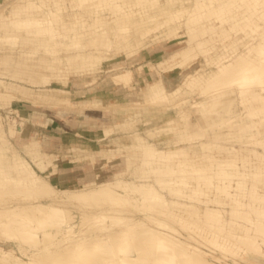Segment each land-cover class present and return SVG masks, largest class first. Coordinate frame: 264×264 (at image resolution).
<instances>
[{"label":"bare ground","instance_id":"bare-ground-1","mask_svg":"<svg viewBox=\"0 0 264 264\" xmlns=\"http://www.w3.org/2000/svg\"><path fill=\"white\" fill-rule=\"evenodd\" d=\"M53 1L0 5V54L10 55L0 64V108L20 113L12 102H26L104 113L110 119L98 133L75 130L69 140L80 153L86 138H99L105 162L120 157L124 167L79 186L53 182L58 168L41 138L0 117V138L15 136L24 153L11 149V170L0 171V264H264V0ZM95 21L101 46L110 52L121 37L134 49L131 63L147 45L178 37L179 46L135 64L149 77L142 74L140 86L129 60L107 62V81L123 89V102L103 92L73 99L72 78L101 86L94 73L106 64L72 43ZM136 31L141 37L126 40ZM73 44L75 55H61ZM177 71L168 88L164 77ZM89 73L86 84L79 76Z\"/></svg>","mask_w":264,"mask_h":264},{"label":"rangeland","instance_id":"rangeland-1","mask_svg":"<svg viewBox=\"0 0 264 264\" xmlns=\"http://www.w3.org/2000/svg\"><path fill=\"white\" fill-rule=\"evenodd\" d=\"M17 1L18 0H0V5L3 4V3H7V2H17ZM55 5H56V3L53 0H46V5H44V6L49 8V6H55ZM22 8H19V10L22 9ZM65 11L67 12V10H65ZM106 21H111V20H109V19L103 20V25L108 26L109 22L106 23ZM96 24L102 25V23H96V21L95 22H89L87 27L83 28V30L81 29L82 31L80 30L79 32H75L72 35V37H73L72 43H74V42L78 43V41L81 42V43H84L82 51H86V50L89 49L98 58H101V63L99 64L101 66L106 64L109 61H115L119 57L126 58L125 61L127 62L129 60V57H127V55L130 52H132L134 49L132 48L133 49L132 50L131 48H126V50H125L123 48L124 50H122V48L121 49H117V48L114 47V49L111 50L110 52L107 51L106 47L101 46V43H100L101 41L99 40V37H102L103 35L100 34V29L98 31V28H100V27L102 28V26L96 27ZM68 25H71V24H68ZM75 25H78V24H75ZM3 26H7V25L5 23H3ZM138 33H139V31H136L135 33H133L131 35L130 38H126V40L137 38V37H134V36H139L140 35V37H141V34H138ZM152 34L153 33H151V35ZM181 35H183V34H180L179 36H181ZM148 36H149V33L146 34L145 36H143L142 38L145 37L144 39H146ZM177 38L178 37H176V38L173 37L171 39L164 40L161 43H164V45L168 46L169 50H171V49L179 46V44H178L179 40ZM114 42H115V39H114ZM161 43H159V44H161ZM78 44L80 45V43H78ZM156 44H158V43L147 45L146 48H145V51L144 52L141 51L140 56L138 57V60H135L134 62L135 63H141L142 61H145V59L146 60L149 59L150 61L155 62L160 57H162L164 54H166L165 53L166 50L164 49V46H160V45H158V48L156 50L151 52L152 53L151 55L147 54L148 51L152 50L151 49L152 47L157 46ZM182 45L183 44H181L180 46H182ZM77 50H78V48H75L74 44H73V45L69 46L66 50L62 49L60 52L62 53L61 55H63V56H65V55H75L77 53ZM103 51H107L109 54L106 56L103 53ZM40 54L41 55H39V56L41 57V59L42 58L45 59L44 62H48L47 59L52 60L51 57L43 55L42 53H40ZM143 55H145L144 58H142ZM154 56H157V57L155 58ZM7 57L10 58V55H2V54H0V64H2L1 62L3 61V59L7 58ZM11 57H12V61L15 62V63H18L22 59L21 57H18V56H14V57L11 56ZM200 59H203V58L201 57ZM128 63H130V64H128L129 67H133L131 65V62H128ZM99 65L98 66L95 65L93 68H97V67H99ZM196 65L197 64H194L193 66H191V68L196 67ZM110 66L111 65H109V63L104 65L103 68L101 69V71H97V73H94L95 76H97V78H99V79L108 78L109 74H108V72H106V70L109 69ZM18 68H21V69H23L25 71V69L27 67L23 66V67H18ZM90 68H92V67H90ZM142 70L144 71V70H147V69L146 68L140 69L138 74H136V75H138L137 77H135L133 75V77L135 79V81L133 79L134 84L139 85V86L142 85V81H143L142 74L145 75V72H143ZM35 72L37 73V71H35ZM42 72H45V71L42 69V71H39L36 74V76L37 75L39 76L40 73H42ZM159 74L163 75L162 70L159 71ZM90 75H92V74H90V73L89 74H84V75H80L79 77L83 78V76H90ZM164 78H165V83H166L167 87L170 88V87H173V84L176 85V83L180 80V75L178 74V71H177V72H174V73H170L168 76H166ZM71 80H75V78H72ZM26 82H28V80H26ZM34 83L38 84L37 81H34ZM5 85L7 87H9V88H13V86L10 83H7ZM70 87L71 86L69 85V87H68L69 90H70ZM17 91L20 94H22V95H25V96L28 95L26 91H23V90H17ZM42 92H46V91L42 90ZM82 95H86V94L79 93L77 95H73L72 97H73V99H75V97H81ZM104 95H105V93H104ZM111 98L114 99L115 97L112 96ZM53 100H55L54 102H56V100H59V98L56 97ZM120 100H122L121 97H120ZM12 107L18 108L20 113L12 112V111L4 108V107L0 108V117H2L5 120L3 122L4 124H5V122L8 125H9L10 122H11V124L23 123V124H25V126H27V123L25 122V120H26L25 118L26 117L24 115L27 112H31L34 109L35 110L36 109H40V108L42 109V107L32 106V105H30V104H28L26 102H12ZM126 107H128V106H126ZM198 107H199V110H200L202 106L198 105ZM226 107H227L226 102H224V100H221L219 102L218 106L216 107V110L221 112ZM20 108L21 109L24 108V109L21 110ZM44 108H46V107H44ZM50 108L49 107L46 108V110L48 111L47 115H46L47 118L54 119L55 120L54 122H56L57 118H53L55 115L53 116L52 112H55L57 110L58 114H56V116L59 117L60 119H64V118L66 119V120H62V123H63L64 127L62 128L61 125L59 127V129L62 130V131H59V132L63 133L64 141H65V144H66V150H65L66 154L61 159L62 161L60 163V166L66 168L67 171L62 173V175L65 176V178H62V180H66L65 182H70V183H73V184L76 183V185L77 184L80 185L82 182L89 181L91 179H94L96 181H100L102 179H107V178L111 177L115 171H119V170H121L124 167L123 166V161L121 159L118 160L120 157L117 159V157L114 156V157L110 158L111 162H105L107 160V157H106L107 155H106V152H105V143H104V141L100 140L99 138H97V139L86 138V139H88L87 145L82 147V149L80 150V153H76L75 143H72L73 142L72 140H75V139L71 138L72 140H69V136L72 135V133H75V130H82L83 132H85V134H93V133H98L100 131V129H95V130L88 129L87 130V129H84V127H81V126L76 128V126H75V117H76V115H75L74 112H77V111H73L71 113H66L64 111H61V109H58V108H52V107H50ZM48 109H50L52 111H49ZM61 113H64L65 115L62 116ZM169 113H171V111H169ZM84 117H85V115H84ZM112 121H113V119H111V122ZM49 122L51 123V124L47 125L49 129L51 128V126L52 127H56L59 124L57 122L52 124V120H50ZM188 122L193 124L194 123V118H188ZM143 128H144V125L141 122H138L136 129H138L139 131L141 130L142 134L144 133L143 132V130H144ZM56 130H58V129L56 128ZM64 130H65V132H64ZM5 132H6L5 134H7V131H5ZM29 133H30V131H29ZM161 134L163 136L165 135V133H163V132ZM162 135H161V138H162ZM31 136L37 137L34 134H31ZM113 136H117V135H112V137ZM5 137L6 138H2V136H1V138L3 140L0 138V144L1 143L3 144V147L0 150V171L11 170L10 166H11L12 163L10 161V156H11V153H13V152H11V153L9 152L11 149L15 150V152L23 153V151H22L23 147L21 145H19L18 142H20V141H17L15 136H13V137L5 136ZM8 141H9V143H11V145L8 143ZM242 141L243 140H238V142H236V144H238V146H241V144H242L241 142ZM117 142H118V146L120 147L119 149L123 150L122 148L126 144H121L120 142L124 143V141L122 140V141H117ZM162 142H163V140H162ZM162 142H160V143L162 144ZM240 149H245V148L241 146ZM49 153H51V155L54 158V164H57V162H59V161L56 162V159H57L56 154H54L53 152H49ZM3 154H5V156ZM84 154H87V156L83 160L81 159L80 162H77V163L75 162L76 164L73 162L76 166L78 165V166L82 167V169L81 168H71V163H68L67 160L70 158L73 161L74 157L82 156ZM25 158L27 159L28 156L25 155ZM38 159L39 158L36 157L35 160H32L29 157L26 161L29 162L31 165L36 166L37 164H35V161H38ZM48 168H50V167H48ZM85 168H87V169L85 170ZM52 171L55 172L54 169ZM96 171H98V173L95 174ZM50 180H52L53 182L54 181L57 182V180L53 176L51 177ZM79 185H77V186H79ZM52 191L55 192V190H52Z\"/></svg>","mask_w":264,"mask_h":264},{"label":"crops","instance_id":"crops-1","mask_svg":"<svg viewBox=\"0 0 264 264\" xmlns=\"http://www.w3.org/2000/svg\"><path fill=\"white\" fill-rule=\"evenodd\" d=\"M118 25H121L119 22L117 23ZM126 44H129L128 42H124L123 39H121V37H116L115 38V42H114V47L117 48V49H121L124 50V46ZM158 48V46H154L152 47V50L151 51H148L147 54H152L151 52H153L154 50H156ZM164 49L167 50L168 49V46L164 45ZM145 55H143L142 58H144ZM135 60H133V63H131V65L133 67H131L132 69H134V76L137 77L138 74L136 71H135V68H136V65L137 63L134 62ZM130 62V61H128ZM145 71V70H144ZM147 75V73L145 74ZM148 76V75H147ZM91 76H85V82L87 84L88 80L90 79ZM82 80V79H81ZM96 80H97V85H100L101 86H97V88H89L88 85L85 86V83L83 82V84H81V82H77L78 80L75 78V81L74 80H70V93H71V96L73 95H77L79 93H84V94H93V93H96V92H103V94L105 93L106 97H112L114 96L116 99H118L119 101L123 102L125 100V94L123 93V89L121 88H118L116 85L110 83L109 81H107V78H97L96 76ZM135 81V79H134ZM134 83V82H133ZM86 95H82L81 97L83 96H86ZM81 97H75V99H80ZM120 97L122 98V100H120ZM21 109V108H20ZM24 109V108H22ZM21 109V110H22ZM51 109V108H50ZM48 109L49 111H52ZM47 110L46 108H43L42 109H34L32 110L31 112H27L24 116L26 117L25 119V122L27 123V127L30 131L31 134H34V135H37L39 136V138H41L42 140V148L46 151H49V152H53L54 154H56V162H57V172L56 174H51L53 177H55V179L58 181H60V179L62 178H65L64 175H62L63 172L67 171L66 168L64 167H61L60 166V163H61V159L64 157V155L66 154L65 153V150H66V144H65V141H64V135L63 133L59 132V131H62L59 129L60 125L61 127L63 128V123H62V119H60L59 117L56 116V114H58V111L56 110L55 112H52L53 114V118H57L56 119V122L59 123L56 127H52L49 129L48 128V124H51L49 121L52 120V124L56 123L54 122L55 120L54 119H49L46 117L47 115ZM60 113V112H59ZM76 117H75V126L76 128L78 127H84V129H100L102 128V126L100 125L99 122H106V121H109V118L106 114L104 113H101V112H94V113H81V112H74ZM85 116H88V120L89 122H85ZM46 118V119H45ZM80 118V119H79ZM48 119V120H47ZM87 126V127H86ZM56 128L58 130H56ZM65 132V130H64ZM47 140V142L45 141ZM68 163H71V168H81L80 166H76L73 162H71L72 160L69 158L68 160ZM87 169V168H86ZM85 169V170H86ZM51 176V177H52ZM63 182H65L66 180H62Z\"/></svg>","mask_w":264,"mask_h":264}]
</instances>
